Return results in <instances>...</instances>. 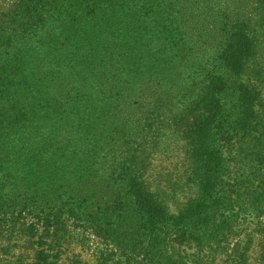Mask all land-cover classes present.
<instances>
[{
  "label": "rangeland",
  "instance_id": "obj_1",
  "mask_svg": "<svg viewBox=\"0 0 264 264\" xmlns=\"http://www.w3.org/2000/svg\"><path fill=\"white\" fill-rule=\"evenodd\" d=\"M18 1L0 0V24L14 15ZM45 1L46 8L62 19L63 35L75 41L82 51L90 52L103 38L113 37L115 52L119 54L136 41L138 32L149 26L144 19L142 27L138 28V23L140 17L154 9L140 15L139 4L174 0ZM213 2L217 11L208 9L209 0H192L193 6L204 4L205 9L202 18L195 13L188 30L192 36H185L190 38L186 47H194L191 38L203 35L209 43L195 46L194 52L187 49L185 54L181 43L185 29L168 36L154 32L153 43L140 40L144 68L130 72L136 79L127 84L130 95L126 103L120 101L114 107L109 92L102 99L89 101L98 105L91 110L93 129L90 128L87 141L97 146L96 150H83L65 161L53 160L46 164V170L27 175L31 193L53 197L49 209H60L64 223L57 234L46 239L50 247L47 254L60 256V264H142L140 241L148 230L128 191L129 178H135L153 193L172 217L200 196L195 146L185 127L192 121L189 106L211 74L219 75L224 84L217 93L221 112L209 126L208 137L211 136L207 141L216 150L220 210L215 214L214 225L210 221L207 227L191 223L184 227L171 225L176 220L172 218L162 230L165 246L173 258L184 264H227L223 261L229 254H233L234 262L264 264V5H259V0ZM192 4L180 3L186 12L189 8L194 14L192 7L187 6ZM235 11L233 18L245 23V31L253 42V52L240 73H233L217 58V42L221 43L224 36L222 28L215 25L216 20ZM109 19L120 21L117 30L106 28L112 24ZM165 37L176 48L169 51L163 43ZM170 56L175 61L159 80L162 76L157 73L156 64ZM21 64L24 62L20 60ZM244 90H250V94L243 97ZM19 115L12 110L11 122L18 121ZM195 143L199 148L197 140ZM227 218V226L220 223ZM32 220L35 218L29 216L27 221ZM58 235L59 245L55 243ZM0 242H15L13 252L19 257L29 255L25 253L30 247L24 237L15 235L9 241L1 237ZM124 245L134 247L135 261L126 262L118 248ZM59 248L61 251H57ZM126 249L131 250L128 246Z\"/></svg>",
  "mask_w": 264,
  "mask_h": 264
},
{
  "label": "trees",
  "instance_id": "obj_2",
  "mask_svg": "<svg viewBox=\"0 0 264 264\" xmlns=\"http://www.w3.org/2000/svg\"><path fill=\"white\" fill-rule=\"evenodd\" d=\"M209 1L211 5L208 9L217 11L213 2L215 0ZM45 3V0H19L14 15L0 24V236L6 241L15 238V235L24 237L30 247L25 252L29 255L19 257L11 250L15 242H0V264H60V256L54 258L46 252L50 249L46 239L57 234L64 223L60 209H49L53 197H47L44 193H31L27 175L46 170V164L53 160L65 161L83 150L97 149V146L87 142L90 128L93 129L91 110L98 107L92 102L89 104V101L102 99L104 93L109 92L114 107L120 101L126 103L130 95L127 84L136 79L130 72L144 68L142 59L145 56L140 40L151 44L155 41L154 32L168 36L183 28L186 31L182 34L181 43L185 54L188 53L187 49L194 52L195 46L210 42L205 40V35L201 38L196 35L194 37L199 39L191 38L194 47L185 46L190 39L185 36H192L188 30L190 24L193 25L191 21L195 13H199L202 18L205 7L204 4L193 6L192 0H174L173 3L167 1L138 5L142 10L140 15L154 10L140 17L138 28L142 27L143 19L149 26L134 36L136 41L124 52H115L113 37L103 38L96 49L84 52L75 41L63 35L60 27L62 19L46 8ZM180 3L192 4L187 6L192 7L194 14L189 8L186 12ZM258 4L263 6L264 0H259ZM235 14L236 11L219 16L216 20L215 25L222 28L224 36L221 43L217 42L220 45L217 58L233 73H240L245 60L253 52V42L245 31V23L236 20L237 17L233 18ZM109 20L112 24L106 28L117 30L120 21ZM124 21L127 22L126 19ZM111 33L114 34L113 31ZM163 40L169 51L176 48L175 43L167 37ZM203 49L204 46L202 52ZM181 56L179 53L180 59ZM20 60L24 64L20 65ZM174 61L175 58L170 56L156 64V71L162 76L159 80H163ZM15 74L17 78H14ZM223 87L222 78L211 74L203 90L201 87L197 99L189 106L192 109V121L185 128L189 132L190 143L193 142L195 146L199 197L172 217L153 193L144 189L135 178L128 180V191L132 194L137 210L145 218L148 230L140 241L141 244L143 242L142 264H184L173 258L165 246L162 230L172 218L176 220L171 225L182 224L184 227L191 223L207 227L210 221L214 225L213 219L222 201L217 188L216 150L208 146L207 141L211 136L209 134L208 137L209 126L221 112L217 93ZM241 94L245 97L250 94V90H244ZM12 110L20 114L18 121L12 119L11 122ZM124 119L122 117V121ZM80 139L81 143L78 142ZM195 140L200 144L199 148H196ZM79 213L83 214L80 210ZM29 216H33L35 221H27ZM228 218L221 219L220 223L227 226ZM99 230L102 232L104 229ZM103 234L108 236L105 231ZM59 238L60 235L55 241L57 245ZM127 246L131 250L126 249ZM118 248L126 257V262L135 261L134 247L124 245ZM57 251H61L60 248ZM223 262L243 264V260L234 262L233 254H229Z\"/></svg>",
  "mask_w": 264,
  "mask_h": 264
}]
</instances>
